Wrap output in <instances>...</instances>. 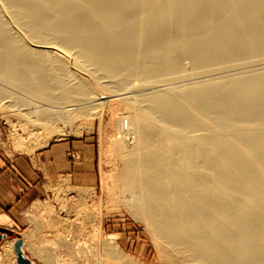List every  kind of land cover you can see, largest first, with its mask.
Here are the masks:
<instances>
[{"label": "bare ground", "instance_id": "bare-ground-1", "mask_svg": "<svg viewBox=\"0 0 264 264\" xmlns=\"http://www.w3.org/2000/svg\"><path fill=\"white\" fill-rule=\"evenodd\" d=\"M0 84L42 147L126 101L116 190L164 264H264V0H0Z\"/></svg>", "mask_w": 264, "mask_h": 264}, {"label": "rangeland", "instance_id": "rangeland-1", "mask_svg": "<svg viewBox=\"0 0 264 264\" xmlns=\"http://www.w3.org/2000/svg\"><path fill=\"white\" fill-rule=\"evenodd\" d=\"M83 73L85 79H88L86 81L89 84L91 81L90 85L98 93L102 96L112 95L97 85L98 82L96 83V78L91 72ZM0 85L8 91H14ZM120 99H106L107 102L109 100L106 107L94 118L75 117L70 125L73 131L68 136L54 138L45 147L40 146L43 137L37 134L39 129L34 131V136L24 132L23 127L30 125V122L25 120L27 117L23 118L21 114L16 113L15 109L18 107L14 103L7 107L8 98L0 100L1 164L17 157L34 156L55 142L83 138L94 142L98 162V178L92 186H74L64 184L63 181H52L46 185L45 192L33 199L24 209L19 227L14 230L7 228L8 236L0 242V264H17L13 247L19 237L24 240V253L35 264H49L41 260L44 255L54 259L60 258L61 264H89V250L95 238H112L117 242L126 256L122 262L113 260L114 264H164L147 222L136 219L129 212L116 190L122 160L114 148L115 141L121 135L115 126V119L132 113L128 103ZM79 132L81 133L78 135ZM23 146L26 149H23ZM5 242L11 244V252L2 250ZM85 255L89 258H85Z\"/></svg>", "mask_w": 264, "mask_h": 264}, {"label": "crops", "instance_id": "crops-1", "mask_svg": "<svg viewBox=\"0 0 264 264\" xmlns=\"http://www.w3.org/2000/svg\"><path fill=\"white\" fill-rule=\"evenodd\" d=\"M98 178L97 152L89 138L50 144L30 157L0 163V226L19 227L26 206L50 182L92 186Z\"/></svg>", "mask_w": 264, "mask_h": 264}, {"label": "water", "instance_id": "water-1", "mask_svg": "<svg viewBox=\"0 0 264 264\" xmlns=\"http://www.w3.org/2000/svg\"><path fill=\"white\" fill-rule=\"evenodd\" d=\"M8 233H9V230L7 228L0 226V242L7 238ZM23 244H24V240L21 237H19L14 242V252L17 257V264H35V262L32 261L24 253Z\"/></svg>", "mask_w": 264, "mask_h": 264}]
</instances>
